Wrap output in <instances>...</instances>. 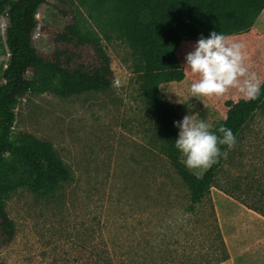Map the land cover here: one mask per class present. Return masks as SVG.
Instances as JSON below:
<instances>
[{
	"label": "rangeland",
	"instance_id": "1",
	"mask_svg": "<svg viewBox=\"0 0 264 264\" xmlns=\"http://www.w3.org/2000/svg\"><path fill=\"white\" fill-rule=\"evenodd\" d=\"M5 13L0 16V80L8 58ZM36 19L32 44L40 55L58 50L74 53L75 62L93 61L89 46L57 41L68 25H90L84 12L75 14L57 0H45ZM227 39L243 45L244 62L261 83L264 10L250 31ZM103 44L113 73L110 89L69 97L33 92L18 102L14 134L50 143L71 180L51 195L18 189L10 196L6 212L15 233L0 244V264H259L264 219L222 190L256 202L258 194L247 192L242 181L253 174L264 182V107L230 148L209 195L189 212L185 187L150 147L148 109L132 73L129 49L119 41ZM194 45L179 44L176 56L185 77L161 91L176 108L174 121L190 114L213 131L225 118L227 101L247 98L235 86L219 96L191 97L189 86L198 77L185 67V55ZM190 170L201 176L206 169Z\"/></svg>",
	"mask_w": 264,
	"mask_h": 264
},
{
	"label": "trees",
	"instance_id": "2",
	"mask_svg": "<svg viewBox=\"0 0 264 264\" xmlns=\"http://www.w3.org/2000/svg\"><path fill=\"white\" fill-rule=\"evenodd\" d=\"M68 11L85 13L88 27L73 23L57 35L62 44L89 46L94 59L75 62L74 53L54 51L40 55L32 44L36 15L45 0H0V16L7 11L4 44L8 58L0 80V244L14 237V223L6 212V201L18 189L36 196L54 194L71 174L52 145L27 134L15 135V109L28 93L50 92L61 97L107 91L113 83L110 57L103 42L119 41L130 52L132 73L147 105L153 137L150 147L166 159L188 193L189 212H194L215 186L230 148L220 145L221 155L201 176L186 168L174 146L176 108L161 87L181 82L185 72L176 56L183 41H196L215 30L226 38L246 33L264 10V0H57ZM63 13V12H62ZM83 27V26H82ZM225 118L218 122L232 130L235 143L255 114L264 107V79L256 99L225 103ZM219 135V133H217ZM253 175V174H252ZM249 174L242 185L257 196L248 203L222 190L264 218V182ZM246 178V179H247ZM238 189L240 185L234 184ZM253 188H256L252 192ZM224 247V242L221 240ZM105 259V258H103Z\"/></svg>",
	"mask_w": 264,
	"mask_h": 264
},
{
	"label": "clouds",
	"instance_id": "3",
	"mask_svg": "<svg viewBox=\"0 0 264 264\" xmlns=\"http://www.w3.org/2000/svg\"><path fill=\"white\" fill-rule=\"evenodd\" d=\"M242 48L241 43L230 42L222 32L213 30L207 37L201 34L185 55V67L198 77L189 86L191 97L219 96L235 86L245 98L256 99L260 81L244 62ZM173 125L178 128L174 146L189 169H207L222 154L220 145L231 148L235 144L230 128L220 125L216 131H211L204 119H194L190 114L173 121Z\"/></svg>",
	"mask_w": 264,
	"mask_h": 264
},
{
	"label": "crops",
	"instance_id": "4",
	"mask_svg": "<svg viewBox=\"0 0 264 264\" xmlns=\"http://www.w3.org/2000/svg\"><path fill=\"white\" fill-rule=\"evenodd\" d=\"M245 207V206H244ZM245 210L246 211H248V212H252V213H255V212H253L252 210H250V209H248V208H246L245 207ZM257 214V213H256ZM258 215V214H257ZM258 216H260V215H258ZM263 218V217H262ZM264 219V218H263ZM264 226V225H263ZM260 253H261V261L259 262V264H264V251H260ZM220 263H224V260L223 261H221V262H219V263H217V264H220Z\"/></svg>",
	"mask_w": 264,
	"mask_h": 264
},
{
	"label": "built area",
	"instance_id": "5",
	"mask_svg": "<svg viewBox=\"0 0 264 264\" xmlns=\"http://www.w3.org/2000/svg\"><path fill=\"white\" fill-rule=\"evenodd\" d=\"M5 15L7 16V13H5ZM7 22H8V20H7ZM7 24V23H6Z\"/></svg>",
	"mask_w": 264,
	"mask_h": 264
}]
</instances>
